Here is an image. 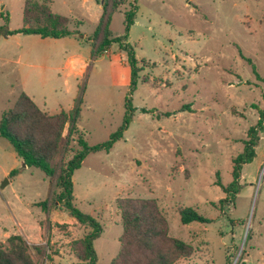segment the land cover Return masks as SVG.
I'll return each mask as SVG.
<instances>
[{"label":"rangeland","instance_id":"obj_1","mask_svg":"<svg viewBox=\"0 0 264 264\" xmlns=\"http://www.w3.org/2000/svg\"><path fill=\"white\" fill-rule=\"evenodd\" d=\"M120 1L113 38L125 34V14L137 9L125 42L144 69L132 95L136 111L123 139L109 153L90 154L72 178L77 208L104 231L95 241L97 264L119 252L117 201L124 198L157 202L169 237L193 248L176 264H264V132L234 200L219 186L233 181V160L260 119L256 107L264 110V0ZM104 2L50 6L70 30L92 37ZM25 3L0 0V120L22 93L48 115L71 111L81 98L80 134L91 146L108 141L126 116V53L114 44L92 61L91 45L76 38L9 35L22 28ZM78 137L68 142L65 129L54 167L72 158ZM52 191V179L24 167L0 137V244L8 248L19 235L35 264H80L72 245L91 229L58 205L49 214L36 206ZM189 207L212 222L182 225L180 210Z\"/></svg>","mask_w":264,"mask_h":264},{"label":"trees","instance_id":"obj_2","mask_svg":"<svg viewBox=\"0 0 264 264\" xmlns=\"http://www.w3.org/2000/svg\"><path fill=\"white\" fill-rule=\"evenodd\" d=\"M52 0H26L23 10V26L19 30L9 31V35H34L42 39L76 38L91 45L90 58L96 61L114 44L126 53L130 68L129 95L126 97V116L123 125L110 139L102 144L91 146L80 134L78 123L81 118L83 100H76L75 107L69 111L48 115L25 93L20 94L15 106L2 115L0 120V137L6 139L13 147L18 159L27 168L38 169L53 181L51 200L37 203L47 214L56 205L68 213L80 225L88 227L91 232L73 245L74 254L80 264H97L98 255L95 241L101 238L103 228L99 220L80 211L75 204L73 175L82 167L90 154L109 153L114 144L121 141L125 130L132 123L136 109L132 105V95L140 82V73L144 71L136 58L135 49L128 41L131 28L135 25L137 9L125 14V34L113 38L111 24L113 14L123 5L120 0H105L102 15L92 37H85L79 30L68 28V19L56 14L51 9ZM9 18H5L8 23ZM254 72L258 77L255 66ZM259 78V77H258ZM264 98V96H263ZM260 119L257 126L248 133L244 151L233 160V181L227 186L219 184L224 192L234 200L240 188L243 166L256 157L260 134L264 132V110L258 108ZM147 112V111H144ZM155 111H150L154 113ZM65 129L68 130V142L74 135H79V149L72 158L54 167L52 162L60 152V143ZM19 170H12L10 176H16ZM225 201L222 200L221 203ZM121 212L123 233L120 237L118 254L110 264H176L182 259L190 258L193 248L183 241L169 237L168 222L157 202L150 199H118ZM182 225L192 223L210 224L212 221L199 214L195 209L180 210ZM9 247L0 244V264H35L28 247L19 235L8 240Z\"/></svg>","mask_w":264,"mask_h":264},{"label":"water","instance_id":"obj_3","mask_svg":"<svg viewBox=\"0 0 264 264\" xmlns=\"http://www.w3.org/2000/svg\"><path fill=\"white\" fill-rule=\"evenodd\" d=\"M23 166L27 168V165H26L25 163L23 164ZM7 182H8V181H6V183H7Z\"/></svg>","mask_w":264,"mask_h":264},{"label":"crops","instance_id":"obj_4","mask_svg":"<svg viewBox=\"0 0 264 264\" xmlns=\"http://www.w3.org/2000/svg\"><path fill=\"white\" fill-rule=\"evenodd\" d=\"M31 98V97H30ZM32 99V98H31ZM33 100V99H32ZM34 101V100H33ZM35 102V101H34ZM39 107V106H38ZM115 258V257H114ZM113 260V259H112Z\"/></svg>","mask_w":264,"mask_h":264}]
</instances>
